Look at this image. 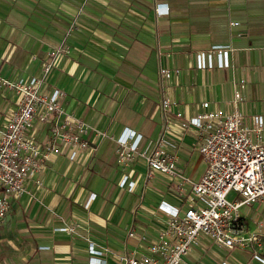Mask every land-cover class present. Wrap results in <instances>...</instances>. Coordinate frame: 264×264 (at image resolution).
Listing matches in <instances>:
<instances>
[{
	"label": "crops",
	"instance_id": "crops-1",
	"mask_svg": "<svg viewBox=\"0 0 264 264\" xmlns=\"http://www.w3.org/2000/svg\"><path fill=\"white\" fill-rule=\"evenodd\" d=\"M161 7L167 13H159ZM62 43L69 53L56 59L46 87L65 91L66 113L90 126L83 136L90 148L54 138L50 124L32 130L38 143L54 149L38 176L43 187L36 190L31 180L30 194L11 200L0 227V264H90V243L108 249L102 259L109 264L124 254L142 256L166 224L159 204L185 207L184 198L206 162L196 131L179 132L174 126L175 134H182L180 177L162 175L156 184L163 194H156L149 186L161 174L148 178L142 160L119 167L116 139L131 129L143 136L145 148L164 123L176 122V113L192 118L204 111V102L222 115L239 109L249 126L255 115L264 116V0H0L1 77L39 75L48 53ZM214 46L233 49L230 67L198 70L197 53ZM162 67L181 72L164 84ZM236 90L243 99L235 104ZM165 95L177 102L171 113L162 108ZM18 98L0 88V126ZM198 164L200 174L193 178ZM124 175L134 181L132 191L120 186ZM257 207L242 208L248 232L258 223L264 232V220L251 221ZM64 226H76L78 234L57 231ZM252 255L251 247L229 250L202 237L182 264H262Z\"/></svg>",
	"mask_w": 264,
	"mask_h": 264
},
{
	"label": "built area",
	"instance_id": "built-area-1",
	"mask_svg": "<svg viewBox=\"0 0 264 264\" xmlns=\"http://www.w3.org/2000/svg\"><path fill=\"white\" fill-rule=\"evenodd\" d=\"M167 11L166 7L158 8L159 13ZM74 20L70 29L77 24ZM232 50L230 46H214L200 51L196 55L195 66L198 70L230 67ZM64 53H69V50L62 43L48 53L39 75L29 79L13 80L0 76V88L10 90L19 97L15 111L0 126V227L10 211L12 198L30 194L27 188L29 181L34 180L36 190L43 187L38 176L43 172L49 150L54 146L48 144L49 149H45L38 143L32 134L34 128L50 124L54 138L78 149L90 148L89 141L83 138L90 126L83 121L72 120L66 113L63 107L65 91L46 87L56 59ZM180 72V69L162 67V82L165 84ZM238 84L245 88L243 81ZM242 99L241 91L236 90L233 102L236 104ZM176 104V100L169 95L162 99V108L166 113H171ZM202 106L204 111L189 119H184L181 112L176 113V122L168 120L164 123L158 138L149 141L145 148H142L143 136L131 129H125L116 139L117 165L122 169L135 160H142L148 167V178L156 173L176 178L180 177L178 161L182 134L176 135L174 126L179 132L194 130L206 170L198 182L191 184L190 192L184 198L185 207H175L166 202L159 204L160 211L166 215V224L157 241L147 247L146 253L140 257L120 255L114 264H182L184 257L202 237L229 250L251 247L253 259L264 264L263 226L258 223L255 230L246 231L242 215L243 207L256 203L264 205V116L255 115L249 126L243 112L237 108L222 115L210 111L209 102H204ZM61 116L62 122L59 121ZM76 155L77 152H73L71 159L74 160ZM129 178V175H124L120 186L132 191L135 183ZM183 185L180 183L177 186L181 194L185 192ZM231 191L236 192L238 199L228 198ZM57 231L78 234L76 226L60 227ZM129 236L134 237L135 233L130 231ZM107 252V248L98 249L90 243L89 263L109 264L102 259Z\"/></svg>",
	"mask_w": 264,
	"mask_h": 264
},
{
	"label": "rangeland",
	"instance_id": "rangeland-1",
	"mask_svg": "<svg viewBox=\"0 0 264 264\" xmlns=\"http://www.w3.org/2000/svg\"><path fill=\"white\" fill-rule=\"evenodd\" d=\"M200 164H198V167L196 168L195 170V173L193 174V178H196L200 173ZM162 175H157L155 177V181L152 182V184H150V189L151 191H153L154 193L156 194H163L162 191H160V189H157V182L162 180L163 178L161 177ZM164 177V176H163ZM228 198L231 200L233 199H238L237 197V194L236 192L234 191H231L229 194H228ZM253 206V205H252ZM252 206H249V208H251ZM256 210V215L253 217V219L251 221H255V220H264V205L263 204H259L258 207L255 209Z\"/></svg>",
	"mask_w": 264,
	"mask_h": 264
},
{
	"label": "water",
	"instance_id": "water-1",
	"mask_svg": "<svg viewBox=\"0 0 264 264\" xmlns=\"http://www.w3.org/2000/svg\"><path fill=\"white\" fill-rule=\"evenodd\" d=\"M257 205V203L255 204V206Z\"/></svg>",
	"mask_w": 264,
	"mask_h": 264
}]
</instances>
